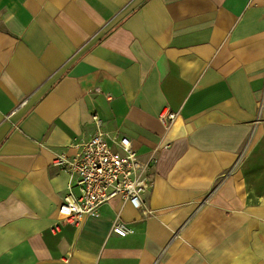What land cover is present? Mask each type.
<instances>
[{
  "label": "crops",
  "instance_id": "1",
  "mask_svg": "<svg viewBox=\"0 0 264 264\" xmlns=\"http://www.w3.org/2000/svg\"><path fill=\"white\" fill-rule=\"evenodd\" d=\"M98 129L149 161L152 213L53 229V161ZM0 264H264V0H0Z\"/></svg>",
  "mask_w": 264,
  "mask_h": 264
},
{
  "label": "built area",
  "instance_id": "2",
  "mask_svg": "<svg viewBox=\"0 0 264 264\" xmlns=\"http://www.w3.org/2000/svg\"><path fill=\"white\" fill-rule=\"evenodd\" d=\"M261 105L260 102L259 108ZM158 117L169 127L176 113L162 110ZM94 118L99 126L100 120ZM53 164L68 176L66 192L58 207L60 218L53 229L58 230L65 224L79 226L86 217L98 216L100 206L114 197L128 202L144 216L152 213L142 200V194L151 186L149 161L138 158L131 140L125 135L98 129L80 144L79 152L73 157L57 155ZM110 231L126 236L133 229L116 219Z\"/></svg>",
  "mask_w": 264,
  "mask_h": 264
}]
</instances>
